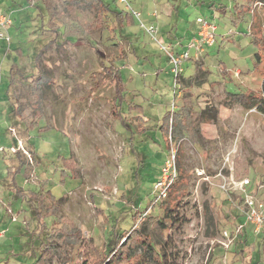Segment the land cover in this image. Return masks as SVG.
<instances>
[{
    "label": "rangeland",
    "instance_id": "1",
    "mask_svg": "<svg viewBox=\"0 0 264 264\" xmlns=\"http://www.w3.org/2000/svg\"><path fill=\"white\" fill-rule=\"evenodd\" d=\"M64 1L0 0V11L11 18L10 43L0 41V264L33 263L47 232L62 220L84 239L65 247L66 263L53 257L49 264H80L81 254L105 251L112 224L129 227L131 211H121H133V202L143 210L136 224L152 242L159 247L169 238L170 264H250L251 257L264 264L260 234L245 245L235 238L244 196L264 204V117L224 106L226 94L259 93L264 52L258 66L250 33L264 40V2L238 0L250 11L233 24L230 13L208 8L211 1L232 8V0H126L140 22L157 28L154 42L119 0H102L129 14V25L115 37L105 27L80 33L93 12L82 3L67 9ZM198 17L216 25L215 43L197 59L190 51L175 90L168 53L187 50ZM117 44L127 57L120 68L124 123L111 115L112 78L98 86L91 79L103 72L100 59L121 53ZM39 75L41 83L34 79ZM182 96L196 111L214 106L218 116L214 123L196 122L198 143L180 141L177 165L184 179L172 194L177 221L169 226L161 224L165 201L155 202L152 191L168 154L158 126ZM129 102L142 111L130 110ZM138 114L149 119L147 134L135 132ZM245 179L249 185L240 187Z\"/></svg>",
    "mask_w": 264,
    "mask_h": 264
},
{
    "label": "trees",
    "instance_id": "2",
    "mask_svg": "<svg viewBox=\"0 0 264 264\" xmlns=\"http://www.w3.org/2000/svg\"><path fill=\"white\" fill-rule=\"evenodd\" d=\"M233 6L229 8V6L223 5L221 3L215 4L213 1L209 3L208 8H214L221 15H225L230 13V18L232 23L235 24L237 21H241L244 15L248 14L250 9H248V5H242L238 3V0H232ZM257 2H264V0H255ZM67 4V9L79 6L82 3L84 9L90 10L93 12L94 20L92 24L87 27L83 24L78 26V29L82 30L84 28H88V33L97 31L102 27L109 28V31L113 33L114 37L116 36L117 30H122L124 27L129 25V14L124 11H119L117 9L111 8L110 5L104 3L102 0H66L64 1ZM201 4L205 5L203 2ZM245 7V8H244ZM66 26H63L65 29ZM83 30L80 32L82 33ZM250 36L255 43L258 52L254 54L256 58L255 62L259 66L262 62V53L264 52V40L257 35ZM116 47L121 50V47L117 44ZM121 53L115 58L101 62V68L103 72H93L91 75V79L93 83L97 86L102 84L104 79L107 77L112 78L114 81L115 87V104L113 105L111 110V115L125 122V117L121 115L123 113L119 107V101L121 103L122 99V77L120 75V68L124 66L126 63L127 57L125 54ZM7 56V53L5 54ZM169 61V59L167 60ZM106 62V63H104ZM264 64V62H263ZM10 68V71H12ZM174 78V77H173ZM192 76L188 77V80H191ZM35 81L41 83L44 80L40 75L37 76ZM10 80V79H9ZM181 80H184L182 74L176 77V83L180 84ZM11 83V82H10ZM10 84H8L9 86ZM40 93L41 91L37 89ZM40 93V97H41ZM39 99V98H38ZM181 104L175 111L167 112L163 116L162 123L159 124L158 128L163 131L165 136V144L166 148L169 150L171 147L176 146L177 148L180 146V141L184 138L187 139L190 143L196 144L198 143V134L199 129L196 127V122L200 121L203 124L214 123L217 120L218 110L214 106H206L200 111L194 110L191 105L188 103L185 96L181 97ZM129 102L128 108L130 110H136L137 112H141L142 108L139 105H130ZM240 106L244 110H253L264 117V65L262 68V81L259 93L247 92L241 94H226V100L224 102V106ZM13 112V111H12ZM11 113V110L8 111V114ZM37 116L36 118H39ZM35 118V119H36ZM138 120V123L135 128V132L144 135L147 134L148 127L145 125L149 119L145 118V116L138 114L135 117ZM178 150V149H177ZM73 170V169H72ZM74 171V170H73ZM79 174V173H78ZM183 176L181 170L178 168V178L176 182L171 186L168 191L166 198L161 200V202L165 201V204H159L163 209V217L161 224L169 223V226L173 225L176 221V204L173 200L176 198H172L173 192H175V187L178 183L183 180ZM14 185V182H13ZM18 193H22L18 191ZM38 192H30V195H27L23 191V196H27L31 199H36V196H40L43 200L47 198L46 195L37 194ZM49 195V194H48ZM124 200L125 197L123 196ZM131 202V200H124ZM138 201V200H137ZM155 201V199H154ZM157 202V201H155ZM138 203L133 202L134 208L125 207L127 210H122V212H130L131 211V224L125 230L117 229L115 223L110 226L111 232H109L111 236L110 242L106 245L105 251L99 252L97 249L92 250V255L90 258L83 257L80 255V264H170L171 255L168 251V239L161 246L157 247L151 240L148 233L145 232L142 226H138L136 224L137 219L140 217L141 210H138ZM41 207V205H40ZM123 209V208H122ZM40 212L34 211V218H37L38 224L41 223ZM36 216V217H35ZM242 217V216H241ZM40 222V223H39ZM63 225L58 228L52 229V231L47 232L46 237L44 238V243L40 248V253L38 258L31 264H49L52 261V258L56 257L60 262L66 263L68 256L66 254L67 250L65 247L67 245L79 244L84 238L82 237L81 231L73 228V226L65 220H62ZM59 225V223H55ZM243 224V221L240 223ZM54 225V224H53ZM42 226V225H41ZM167 227V226H166ZM165 227V228H166ZM39 228L36 226L33 228L34 232L39 231L38 236L41 234ZM247 229L242 228L239 234H236V237H239L236 242L245 245L249 240H251L255 235L260 234V242H264V226L257 234H246ZM254 237V238H255ZM256 240L258 238L256 237ZM236 242L233 245H236ZM81 246V244H80ZM93 249V248H92ZM243 251V248L239 250V253ZM232 252V251H231ZM238 253V254H239ZM79 254V253H78ZM253 260V261H252ZM250 264H258L259 260L257 257H251L249 262Z\"/></svg>",
    "mask_w": 264,
    "mask_h": 264
},
{
    "label": "built area",
    "instance_id": "3",
    "mask_svg": "<svg viewBox=\"0 0 264 264\" xmlns=\"http://www.w3.org/2000/svg\"><path fill=\"white\" fill-rule=\"evenodd\" d=\"M119 3L125 4V10L131 12L135 20L138 21V28L142 29L149 38L157 42L156 34L157 28L150 24L146 26L140 22V13L133 11L126 0H119ZM197 34L187 44V50L179 54L172 52L168 53L169 47H163L159 45V50L166 51L168 53L169 65L171 67L170 72L174 77L173 89H177L176 77L182 73L181 63L184 60L190 59V51L194 50V58L197 59L199 54L203 52V48L211 47L215 43L216 37V25L208 19L196 18ZM11 26L10 15L0 11V41H4L7 44L10 43V38L7 35V29ZM172 104V109H174ZM201 175V173H200ZM178 178V165H177V147L173 146L168 150L167 157L159 170V176L156 182L152 186L155 201H160L166 198L169 189L176 182ZM249 180L245 179L240 183V187H247ZM244 212L242 214L243 224H240L236 228V234L242 229H249L253 234H257L264 226V204L254 201L252 197L248 195L244 196Z\"/></svg>",
    "mask_w": 264,
    "mask_h": 264
},
{
    "label": "crops",
    "instance_id": "4",
    "mask_svg": "<svg viewBox=\"0 0 264 264\" xmlns=\"http://www.w3.org/2000/svg\"><path fill=\"white\" fill-rule=\"evenodd\" d=\"M196 34H197V27H196L195 33L189 37V41H190L192 38H194V37L196 36ZM174 54H179V53L175 52ZM195 69H196V68H195ZM237 72H238V71H237ZM237 72H236V73H237ZM236 73H235V74H236ZM191 76H192V75H191ZM176 109H177V108H176V106H175L174 109H173V111L176 110Z\"/></svg>",
    "mask_w": 264,
    "mask_h": 264
}]
</instances>
